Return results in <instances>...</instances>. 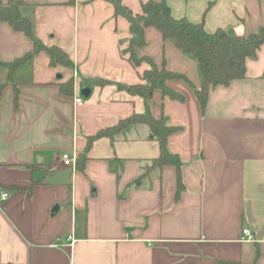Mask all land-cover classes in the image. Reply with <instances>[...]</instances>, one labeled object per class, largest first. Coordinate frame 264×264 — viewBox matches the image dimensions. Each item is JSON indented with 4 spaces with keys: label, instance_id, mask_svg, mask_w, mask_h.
Returning a JSON list of instances; mask_svg holds the SVG:
<instances>
[{
    "label": "crops",
    "instance_id": "1",
    "mask_svg": "<svg viewBox=\"0 0 264 264\" xmlns=\"http://www.w3.org/2000/svg\"><path fill=\"white\" fill-rule=\"evenodd\" d=\"M145 1L120 3L139 13ZM166 2L174 17L202 22L208 32L264 27V0ZM19 11L70 64L50 63L45 50L11 70L0 64V189L8 192L0 203V264H264V43L246 59L244 77L210 87L203 110L182 79L166 83L183 100L154 89L152 115L179 127L167 140L182 162L176 195L173 165L147 167L159 146L144 123L94 138L76 166L89 136L145 109L141 95L117 86L143 82L149 67L123 51L128 19L114 14L110 0H25ZM144 38L138 56L159 66L164 59L200 85L193 57L155 27ZM32 50L30 37L0 21V62ZM86 77L106 82L81 83ZM69 78L66 94L60 84ZM63 152L75 156L74 166L61 162Z\"/></svg>",
    "mask_w": 264,
    "mask_h": 264
},
{
    "label": "trees",
    "instance_id": "2",
    "mask_svg": "<svg viewBox=\"0 0 264 264\" xmlns=\"http://www.w3.org/2000/svg\"><path fill=\"white\" fill-rule=\"evenodd\" d=\"M110 1L114 5V14L125 16L129 22L130 36L127 46L123 49L124 53H128L127 58L134 65L141 60H146L149 64V67L142 73L143 82L128 85L117 83V86L125 88L129 93L141 95L145 102V109L141 113H133L120 119L115 125L103 128L89 136L86 147L76 157V166L80 168L83 166L86 150L94 138L112 136L114 132L130 123H144L149 128V137L156 140L159 146L158 156L152 158L147 167L173 165L176 170L177 195L182 188V162L178 154L169 150L167 140L168 136L177 131L179 127L168 124L165 114L159 118L152 115L149 100L154 89L160 88L164 95L183 100V94L166 83L169 79H182L193 87L200 108L203 110L210 87L228 85L233 79L245 76L246 59L254 58L260 45L264 43V27H260L258 31L248 35L231 34L222 28L208 32L204 29L202 22H193L185 17H174L166 0H146L142 3V10L139 13H133L128 7L121 4L120 0ZM24 2L25 0H7L5 2L0 0V21L9 23L13 29L23 31L30 37L33 42V50L14 60L0 62V64L8 66L11 70L29 59L35 52L45 50L49 54L50 63L69 65L67 53L61 47L56 44L47 46L34 35L30 19L19 11V6ZM148 26L157 28L164 39H169L181 52L197 61L200 73L199 86H195L186 74L168 69L164 59L159 66L152 58L136 54L135 47L145 44L144 29ZM260 77L264 78V69ZM83 82L103 84L106 80L86 77L81 79V83ZM1 87L2 84H0ZM72 88V78L60 84L63 93L71 94Z\"/></svg>",
    "mask_w": 264,
    "mask_h": 264
},
{
    "label": "built area",
    "instance_id": "3",
    "mask_svg": "<svg viewBox=\"0 0 264 264\" xmlns=\"http://www.w3.org/2000/svg\"><path fill=\"white\" fill-rule=\"evenodd\" d=\"M82 102V97L81 96H76L74 98V103L75 104H79ZM61 162L64 165H69V166H74L75 165V156L68 153V152H63L60 156ZM8 198V192L4 189H0V203L3 202L4 200H6ZM242 232L244 234H246L247 240H252L253 236L252 234L249 232V230L247 228H243ZM69 241H72V238L70 236H68Z\"/></svg>",
    "mask_w": 264,
    "mask_h": 264
},
{
    "label": "water",
    "instance_id": "4",
    "mask_svg": "<svg viewBox=\"0 0 264 264\" xmlns=\"http://www.w3.org/2000/svg\"><path fill=\"white\" fill-rule=\"evenodd\" d=\"M82 93H84L85 95H87L88 94V92H89V89L88 88H82Z\"/></svg>",
    "mask_w": 264,
    "mask_h": 264
}]
</instances>
